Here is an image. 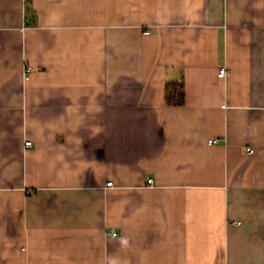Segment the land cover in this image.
I'll return each mask as SVG.
<instances>
[{"label":"crops","instance_id":"0c3cea01","mask_svg":"<svg viewBox=\"0 0 264 264\" xmlns=\"http://www.w3.org/2000/svg\"><path fill=\"white\" fill-rule=\"evenodd\" d=\"M0 264H264V0H0Z\"/></svg>","mask_w":264,"mask_h":264},{"label":"trees","instance_id":"16d2710c","mask_svg":"<svg viewBox=\"0 0 264 264\" xmlns=\"http://www.w3.org/2000/svg\"><path fill=\"white\" fill-rule=\"evenodd\" d=\"M166 101L168 104L173 105H181L185 102V90L183 81L167 83Z\"/></svg>","mask_w":264,"mask_h":264},{"label":"built area","instance_id":"2783aa9c","mask_svg":"<svg viewBox=\"0 0 264 264\" xmlns=\"http://www.w3.org/2000/svg\"><path fill=\"white\" fill-rule=\"evenodd\" d=\"M225 73H226V67H221L220 70H219L218 75H219V76H224ZM210 141H211V142H217L218 139H210ZM26 145L31 146V145H32V141H27V142H26ZM152 181H153L152 178H150V179H149V182H152ZM112 234H113V235H116L117 232L113 231Z\"/></svg>","mask_w":264,"mask_h":264}]
</instances>
